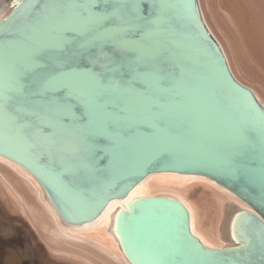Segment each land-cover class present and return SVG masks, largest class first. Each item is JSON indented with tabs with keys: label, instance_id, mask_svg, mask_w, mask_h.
<instances>
[{
	"label": "water",
	"instance_id": "obj_1",
	"mask_svg": "<svg viewBox=\"0 0 264 264\" xmlns=\"http://www.w3.org/2000/svg\"><path fill=\"white\" fill-rule=\"evenodd\" d=\"M17 0H13L16 2ZM52 0H20L0 20L4 25L21 12L23 5ZM75 4L77 0H63ZM95 2V0H93ZM105 3L108 0H104ZM126 2V0H114ZM161 0H140L144 19L125 30L122 41L93 39L75 25L60 26L55 12L42 18L36 43L40 52L37 70L29 69L22 84L27 93L38 90L40 77L49 73L71 75L83 88L71 91L75 106L67 121L44 119L48 144L42 155L23 145L0 141V154L16 162L40 183L61 218L80 224L97 217L110 199H123L151 173L174 172L202 175L237 195L257 211L240 213L254 233L264 224V138L255 130H241L249 104L264 112L253 93L239 84L225 56L206 28L197 0H163L169 5L159 19L151 5ZM70 15L77 12L73 9ZM109 31L123 25L110 24ZM71 31V35H64ZM8 47H12L9 45ZM7 53L0 39V57ZM140 67L155 70L145 78L147 90L136 86ZM166 81L161 85L159 80ZM2 87V85H0ZM102 97L99 118L110 121L104 130L75 156L73 129L84 128L80 113H87L89 91ZM41 98L30 96L31 101ZM95 123V122H94ZM55 160V166L51 161ZM119 210L115 231L124 256L129 238L195 247L219 258L222 264H264V239L252 238L244 247L210 249L190 230L189 213L182 203L168 197L137 198ZM131 225L126 233L123 225ZM179 235V241L176 236ZM191 242L189 244L188 242ZM242 249V256L229 250Z\"/></svg>",
	"mask_w": 264,
	"mask_h": 264
},
{
	"label": "bare ground",
	"instance_id": "obj_2",
	"mask_svg": "<svg viewBox=\"0 0 264 264\" xmlns=\"http://www.w3.org/2000/svg\"><path fill=\"white\" fill-rule=\"evenodd\" d=\"M19 1L0 0V20L7 17ZM197 2L203 22L219 44L231 74L239 84L253 93L264 108L263 94L261 95L259 89L245 84L237 75L239 72L249 75V70L245 66L247 63L250 65V61L247 59L246 62L243 47L254 54L255 60L257 59L264 67V0H197ZM219 3L224 4L227 10ZM220 8L231 20L221 14ZM226 17L233 28L228 27L235 28L240 35V42L239 38L235 39V35L231 34L234 30L229 33L224 28L222 23L227 22ZM212 24L221 34V38L214 31ZM259 86L263 90L264 85L260 83ZM0 192L28 223L23 222L19 230L0 224V264L5 260L6 248L11 246V237L14 234L23 235L21 237L25 242L24 254H30L35 259L44 251L39 243L30 245L29 241L34 238L33 230L48 240L47 247L53 255L55 252L62 253L80 264H130L123 254L115 231L116 217L119 210H127L126 203L144 197H168L182 203L189 213L192 234L207 248L224 249L247 244L249 249L251 247L249 244L253 242L252 238L264 239L261 232L254 233L245 226L244 217L240 215L241 212L247 211L257 213L261 218L260 214L238 200L230 191L223 190L221 185L202 175L151 173L137 183L126 197L110 199L97 217L80 224L65 222L33 175L1 154ZM244 252L249 251L229 250L227 254L242 256ZM9 264L21 263L14 258Z\"/></svg>",
	"mask_w": 264,
	"mask_h": 264
},
{
	"label": "snow or ice",
	"instance_id": "obj_3",
	"mask_svg": "<svg viewBox=\"0 0 264 264\" xmlns=\"http://www.w3.org/2000/svg\"><path fill=\"white\" fill-rule=\"evenodd\" d=\"M22 8L17 16L13 17L3 27L0 39L5 41L7 53L0 57V141L9 146L23 145L34 155L44 153L48 144V129L42 126L41 121L48 119L56 122L67 121L73 107L79 112V107L74 105L71 91L83 88V82L71 75L62 73H49L39 80L38 90L29 94L22 84L25 73L32 69L37 70L41 59L36 34L45 14L52 10L55 12V22L60 26L75 25L79 30L94 40L99 38L105 41H122V35L130 33L131 26L141 19L139 11L140 0H126L114 2L108 0H77L75 4H66L63 0H52L51 3L33 5L31 2L18 5ZM153 16L159 19L166 8L169 7L161 0L160 3L151 5ZM75 9L77 15L70 12ZM146 29L153 25L152 18L144 19ZM123 25L119 31H109L107 25ZM67 31L64 35H71ZM11 45L12 47H8ZM155 70L140 67L137 71L136 86L147 90L145 78L154 76ZM161 85L166 81L159 80ZM30 96L40 97L39 101H31ZM87 113H80L79 119L85 124L84 128L73 129L74 143L72 154L75 156L86 147L85 141L92 140L101 133L105 127L111 128L110 121L99 118V105L102 103L101 95L89 91ZM242 119L241 130L252 134L255 130L264 138V112H257L249 104V111ZM95 122V123H94ZM55 166V160L51 161ZM261 234L264 236V224L260 225ZM123 230L132 231L131 225L125 223ZM235 239V237H233ZM179 241V235L176 236ZM191 244V242H188ZM244 247V245H242ZM126 254L131 264H222L219 258L202 252L195 247H184L179 243L166 244L152 241H141L129 238L125 243Z\"/></svg>",
	"mask_w": 264,
	"mask_h": 264
},
{
	"label": "rangeland",
	"instance_id": "obj_4",
	"mask_svg": "<svg viewBox=\"0 0 264 264\" xmlns=\"http://www.w3.org/2000/svg\"><path fill=\"white\" fill-rule=\"evenodd\" d=\"M219 4H222V3H219ZM220 6H222V8L225 7L224 9L227 10V7L224 6V4H222ZM222 8H220L221 14L224 15V16H227L225 12L221 11ZM227 17L230 19L229 16H227ZM227 17H226V21L227 22L222 23V24H224V28H226V30L228 32L229 31L232 32L233 30L236 32L235 28L234 29H230V28H233V27L230 26V24L228 23L230 21L227 19ZM212 25H213L212 27H213L214 31L216 32V34L219 36V38H221L220 37L221 34H219V31L216 30V27L214 26V24H212ZM231 25H233V24L231 23ZM228 26H230V28ZM222 27H223V25H222ZM234 31L232 33L231 32H229V33L234 34L235 35V39L239 38L238 41L240 42L241 41L240 35L238 34V32L235 33ZM236 35H237V37H236ZM245 49L243 47V50L245 51L244 53H245V55L247 57L246 58V62L249 60L250 61V65L247 63V65H249V66H247L245 64L246 62H244V64L246 65L245 68L249 70L248 74L249 75L251 74V75L250 76L249 75L246 76L245 75L246 73H243V72L242 73L239 72V73H237V75L245 84L250 85L252 87H256V89H259L261 95L263 94V98H264V88L262 90V88L259 86L260 83H261V85L262 84L264 85V67H263L262 63L260 64L258 62L257 59L255 60L256 57H255L254 54H252L247 48H245ZM2 196L3 195L0 194V224L8 225L9 227L14 228L15 230L21 229L20 227H22V223L23 222L27 223V220L25 219V217L22 214H20V212L18 210L14 209V206H12L11 203L6 201L4 196L3 197ZM31 231H32V228H31ZM32 232L34 234V238H33V240L29 241L30 245L32 246V245H35V244L39 243V245H41L43 247L44 251L35 259H33L30 254H24L23 252H25V244H24L25 242H24V240L22 238L23 235L20 234V233H18V235L14 234V236L11 237L12 239L10 238L12 240L11 246L6 248V252H5L6 254L4 256L5 260L3 262L4 264H9V262L12 259H14V258H15L16 261H20L21 264H33V263L34 264H80L78 262H73L74 260H70V258L66 257L64 254L62 255V253L55 254L56 253L55 252L54 255H53V252L50 253V251L48 250V247H47V243H49V242H47L48 240L43 235H38L37 232L35 233V230H33ZM60 254H61V256H60ZM20 255H21V257H20ZM63 256L65 258H63ZM9 259H10V261H9Z\"/></svg>",
	"mask_w": 264,
	"mask_h": 264
}]
</instances>
